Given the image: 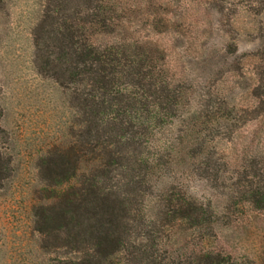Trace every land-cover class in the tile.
I'll return each instance as SVG.
<instances>
[{
  "label": "rangeland",
  "instance_id": "obj_1",
  "mask_svg": "<svg viewBox=\"0 0 264 264\" xmlns=\"http://www.w3.org/2000/svg\"><path fill=\"white\" fill-rule=\"evenodd\" d=\"M68 31L108 91L40 73ZM93 183L110 255L66 234ZM0 264H264V0H0Z\"/></svg>",
  "mask_w": 264,
  "mask_h": 264
},
{
  "label": "trees",
  "instance_id": "obj_2",
  "mask_svg": "<svg viewBox=\"0 0 264 264\" xmlns=\"http://www.w3.org/2000/svg\"><path fill=\"white\" fill-rule=\"evenodd\" d=\"M58 35L52 39V42L54 40L57 44L56 64L50 58H42L40 56L38 58V70L40 73H47V67L53 64V67L56 66L58 70L60 67L62 72V74L52 72L53 74L51 75L54 79L59 81L63 75L64 79L71 80L74 76L71 69L77 66L82 80L86 83L89 81L88 85L108 91L116 79L110 73L109 67H111V64H108V60L100 52L94 51L93 47L88 44L76 47L74 35L70 31L59 33ZM36 43L39 49V36L37 37V34ZM104 105L105 102L102 100V102L98 103L95 110V116L100 122H103L101 117L106 113L104 112ZM86 109H89V107ZM111 117L110 121L116 120L113 116ZM87 123H89L88 120H86ZM66 164L68 165V173L70 174L71 172L70 179H73L78 168L76 165L72 166L69 160ZM103 191L97 183H93L89 187L82 189L80 197L75 194L74 198H69L66 212L69 218H67L65 228L66 234L69 237H74L75 249L90 247L100 253L105 252L110 255V253H114V249L118 246L119 239L117 240L118 237L113 234L116 231L114 230L113 219L109 220L110 225H113L112 228L104 226L102 224L104 218L100 217L104 214H110L112 217L114 215V206L110 202L109 195ZM69 243L71 245L73 241Z\"/></svg>",
  "mask_w": 264,
  "mask_h": 264
}]
</instances>
